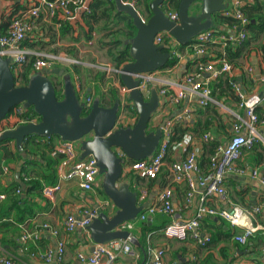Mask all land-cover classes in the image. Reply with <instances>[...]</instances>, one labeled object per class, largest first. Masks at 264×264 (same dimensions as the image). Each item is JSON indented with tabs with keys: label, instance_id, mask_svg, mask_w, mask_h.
<instances>
[{
	"label": "crops",
	"instance_id": "0c3cea01",
	"mask_svg": "<svg viewBox=\"0 0 264 264\" xmlns=\"http://www.w3.org/2000/svg\"><path fill=\"white\" fill-rule=\"evenodd\" d=\"M36 1L37 0H0V32L7 29V26L3 28L5 24L4 21L7 20L6 15H9L11 12L14 14V11H11V7L19 5L16 11L17 13L20 12L21 9H26L35 4ZM90 1L91 0L88 2ZM122 1L124 3L133 2L138 13L145 17L142 13L144 11L142 5L143 0H139L140 4L137 6L136 0ZM262 1L264 2V0H260V4ZM196 7L197 5L193 6L190 9V13H194ZM260 13L264 15V9H262ZM83 14L84 10L81 9L74 12V19L68 21L73 27V31L66 34H62L60 31L61 24L58 23L60 17L52 19L42 15L37 20V24L31 36L25 40L28 42L27 44L29 46H27V48L25 47V41L23 42V46L29 51L34 52L65 54L81 63L77 65H56L42 73L47 75L57 86L60 83L62 84L63 79L69 78L83 104L86 98H91L92 102L98 100L102 107H111L116 100H119L120 107L118 116L120 117V124L126 127L131 126L135 123L137 117L128 115L124 110L128 102V94L122 92L121 88L123 85L119 76L107 73L95 67L113 66L106 57L104 50H100L97 45V40L102 37L104 33L93 31L92 39L86 41L81 34L82 28H84L82 20ZM212 22V29H218L220 32L226 34L236 32L229 26L217 25L214 17H212ZM95 28L98 29L97 26H95ZM247 38L248 43L239 50L241 51L240 56L233 58L230 63L232 72L229 75H222L215 83L211 84L213 86H220L224 89V85H221V83L225 81L226 78H232L236 84L237 90L242 94L244 99H248L253 95L260 96L264 94V52L262 50V48H264V39L261 34H257L255 40H250V33H247ZM163 42L172 47L171 51L176 50L179 58L177 64L170 72L169 70L166 71V69L153 72L161 79L175 80L180 77L182 78L185 74L193 72L195 64L202 59H204L203 62H207V60L216 59V57L217 59L225 58V50L221 48L217 42L209 47L208 53L211 56L210 58L196 56L190 46L182 48L181 45L176 42L174 43L171 39H164ZM234 46L237 45H233V47ZM219 54H222L223 57L218 58ZM91 64L94 68L90 67ZM150 89H153V87L151 86L149 90ZM215 92L216 96L213 97L217 103L211 106L215 110L213 113H208L204 111L203 108L197 106L195 98H186L184 102L179 105H170L165 99L160 97L164 105L158 108V112L151 122L153 127H157L164 118H168V120H177V118L180 117V120L175 124L181 123L184 128L188 129L187 133L191 134L192 143L188 147V150H193L196 153L198 165L202 162V156H207L202 146L201 134L203 133H201V129L207 126L208 132L213 135L214 139L219 140L220 144L225 145L232 135V121L234 120V115L238 114L240 117L244 118V110L239 107V101L237 102L236 100L237 95L234 89L220 94V88L217 87ZM218 95H220L219 99L216 98ZM257 108H259L257 113L260 116V120H264V104L259 105ZM202 111H204V113H202ZM220 123L224 125L223 131H220ZM14 124V120L11 121V119L6 118L0 122V130L2 127H4V131L12 129L14 128ZM193 129H196V131L192 132ZM258 131L263 139L259 143H262L264 146V127L258 126ZM54 141L57 142L59 139L55 138ZM6 146L11 152H15L16 147L14 142H9ZM259 154H262L264 157L262 148L256 146L252 151L244 153L239 160V165L245 168L247 172L258 169L259 173H263L264 175V167H261L262 162L259 160ZM184 156L185 152L182 150L169 152L161 172L157 179L153 181L139 179L135 175L129 174L125 167H123V178L121 181L127 183L129 189L136 193L137 204L141 191L145 190L147 192V196L142 203L149 202L148 205H152L158 201L160 191L166 187H170L172 190L171 203L176 212V217L181 220L190 219L193 217L199 205L198 199L200 189L195 193L190 206L185 208L184 198L188 191L187 183L185 181L173 183L169 173V164L173 161L178 162L182 160ZM23 157L29 158L30 160L32 159L33 161L37 160L36 156L26 153ZM18 163L19 162L14 163L11 161L5 163L4 159L0 158V187L6 186L12 180L14 181L15 169ZM22 166H24V163ZM199 166L200 171L204 173L207 169V164L204 163ZM30 170L35 174H42L44 172V169L40 166H33ZM22 175L24 174H21L20 171V177ZM196 178L197 175L192 173L191 179L195 182ZM101 184L102 178L98 176L94 189L86 192L80 189L77 181L64 182L60 192L57 193L52 202L46 201L39 196L28 197V201L34 204L35 214L32 218L27 219L20 228L23 229V231H31L36 226L47 224L50 229L57 231L58 234L53 235L50 231H45L41 233L40 239L37 240V242L28 241L22 243L19 239L16 241L18 246L14 248L13 251H8L6 247L0 246V256L11 258L14 264H47L43 261H38V259H33V255H35L33 252L37 254L45 252L48 249L55 250L58 241L62 240L65 243V253L63 261L59 264H80L76 259V254L78 252L90 253L95 244L91 241L89 232L85 229L75 231L72 234H66L63 226L64 219L67 214H73L81 218L85 209L96 207L101 202L106 203V207L102 212L112 217L116 209L104 195ZM225 188L227 191L225 199L222 200L214 196L209 201V205L219 208H229L232 205H240L243 208L249 209L251 206L259 204L264 200V187L257 179H253L249 175L229 176L225 182ZM21 197H24V194H22ZM257 220L259 223L264 224V212L257 217ZM169 221L170 219L163 215H155L149 218L146 222L159 229L158 231L146 233L144 237L145 245L140 242V239L143 238L141 225L145 222L137 221V224L130 233L141 245L143 251L131 244L132 252L128 254L120 253L114 264H147L150 259L145 250L147 243L160 246L165 250L164 264H200L207 254L204 249L200 248L191 240L180 242L167 240L163 237V225L167 224ZM231 228L234 232H239V230L233 227ZM202 229L201 233L207 235V229L204 224L202 225ZM259 237L263 240L262 243L258 242ZM233 242V240L230 242H222L210 251L213 255L212 261L215 264L224 263L222 254L220 253V249L222 248L225 249V254L228 256L230 264H264V254L262 251L264 248V231L257 232L246 245L239 244V248H236Z\"/></svg>",
	"mask_w": 264,
	"mask_h": 264
},
{
	"label": "built area",
	"instance_id": "2783aa9c",
	"mask_svg": "<svg viewBox=\"0 0 264 264\" xmlns=\"http://www.w3.org/2000/svg\"><path fill=\"white\" fill-rule=\"evenodd\" d=\"M89 0H37L35 4L26 8L11 20L7 29L0 32V57L10 59V67L15 77L19 69L31 61V74L42 73L51 69L56 65H77L78 61L63 54L53 52H34L24 48L23 42L31 36L37 20L43 15L49 18H55L57 15L63 21H71L74 19L76 10L87 11ZM247 0H230L227 7L220 12L225 17H233L237 21V25L233 27L235 33L226 34L214 31L213 29L197 35L190 48L194 54L199 57L210 58L208 53L209 46L218 43L221 48H225L230 44L238 45L246 38L243 27L248 24V19L244 16L242 8ZM135 7L133 2L127 3ZM165 16L174 22L178 21L176 10L167 9L164 11ZM239 27L237 28V26ZM164 39L176 41L168 33H158L155 37V44L163 43ZM177 43V42H176ZM91 44V43H89ZM172 47L170 48L171 51ZM171 56L179 58L178 52L173 50ZM92 68L93 65L91 64ZM107 73L119 76L121 68L108 66H95ZM174 67V66H173ZM172 67V68H173ZM94 68V67H93ZM169 70V72L172 70ZM232 72L231 64L224 58L209 59L207 62L198 61L195 69L191 73L185 74L182 78L175 80L161 79L156 74L138 73L132 74L133 80L138 82L137 89L139 91H149L152 86L160 97L170 105H179L184 100L195 98L197 106L203 108L206 106L216 105V101L212 96L211 84L222 75H229ZM207 77H204V76ZM155 87V88H154ZM233 88L237 97L240 99L239 107L244 110V118L238 114L234 115L232 121V135L225 145L219 144L212 155L209 156L208 167L204 173L200 171L197 161V155L193 150H188L192 143L191 134H185L182 140L171 146L172 151L182 150L185 156L182 160L173 161L169 164L170 178L173 183L185 181L188 191L184 198V206H190L195 193L200 189L199 205L193 214V217L187 220H181L176 217V212L172 207L171 198L172 190L166 187L160 191L158 201L155 204L148 205L140 212L135 219L123 223L121 230L131 231L137 221L146 222L155 215H163L170 219L167 225L162 229L163 237L167 240H175L184 242L191 240L198 246L203 247L209 242V236L201 233V222L206 217L220 218L227 222L239 232H235L233 241L240 245H246L250 239L259 231H264V224L258 222L257 217L264 212V200L259 204L251 206L249 209L240 205H232L229 208H219L209 205L212 197L216 196L225 199L227 191L225 182L229 176L249 175L264 187V175L259 170H247L239 165V160L245 152L252 151L257 142H261L262 136L258 131V126L264 127V120L255 113V109L264 104V94L262 96L253 95L248 99H244L242 94L237 90L236 84ZM122 92L128 94L129 90L124 86ZM91 98H86L84 108L88 109L91 105ZM120 117L117 119V126L126 127L120 124ZM8 119L15 121L14 127L27 124L37 123L38 117L30 113V109L21 105L13 108ZM180 117L168 120L162 129V137L160 142L150 159L140 161L126 160L123 164L129 174H133L139 179L153 181L156 180L167 156L170 137L175 123ZM126 125V124H125ZM202 142L207 143L214 140L210 132H206L201 137ZM53 156H60L61 161L56 167L57 181L53 185H45L41 190V197L46 201H54L58 192L62 188L64 182L77 181L78 186L83 191H92L96 184V178L99 176L96 161L91 156L80 160L79 144L70 141H57L54 143L51 153ZM117 155L124 157L123 153L118 150ZM264 167V161L261 163ZM6 170V169H5ZM197 175L195 182L191 179V174ZM19 192H17L18 194ZM147 196L145 190L141 191L138 197V205H142ZM4 199V195H0V201ZM142 203V204H141ZM106 207V203L101 202L96 207H91L83 211L82 217H76L73 214H67L64 219V232L72 234L78 230H84L91 224L92 219L97 218L100 212ZM50 231L53 235L58 232L49 228L47 224L36 226L33 230H24L20 238L22 243L28 241L37 242L41 233ZM131 235V233H130ZM149 255L147 264H164L165 250L160 246H154L147 243L145 248ZM264 254V248L262 249ZM132 252V245L127 240H115L107 244H95L93 251L86 254L78 252L76 259L80 264H114L120 253L128 254ZM65 243L60 240L56 244L55 250H46L41 253H33V259L43 261L47 264H59L64 259ZM0 264H14L11 258L0 256ZM261 264V263H256Z\"/></svg>",
	"mask_w": 264,
	"mask_h": 264
},
{
	"label": "water",
	"instance_id": "95a60500",
	"mask_svg": "<svg viewBox=\"0 0 264 264\" xmlns=\"http://www.w3.org/2000/svg\"><path fill=\"white\" fill-rule=\"evenodd\" d=\"M229 1L180 0L177 6L178 21L174 22L165 16L162 9L165 0L150 2L151 15L148 18L140 15L130 4L114 0L117 11L127 15L136 28L133 38L124 41V45L129 47L130 61L122 66L119 75L122 85L129 90L127 100L137 113L135 123L128 127L117 126L119 100L111 107H102L98 100H94L85 109L69 78L63 79L62 84L57 86L43 73L31 75L26 86H17L10 59L0 57V122L8 119L13 108L19 105L32 109L39 117L37 123L21 124L3 131L0 142H14L18 153L24 156L23 142L27 137H55L61 141L77 142L80 160L91 156L96 161L103 193L116 211L112 217L100 212L85 228L94 244L127 240L143 251L129 231L120 229L123 223L135 219L149 204L146 202L138 206L136 193L121 181L123 164L126 160L151 158L168 118H164L154 132H148L149 123L164 102L155 89L139 91L138 82L131 75L161 70L172 59L169 45L164 42L155 44L158 33H168L181 46L189 45L197 35L213 28L212 17L223 11ZM195 5L198 9L190 13ZM118 150L124 157L117 155ZM23 163V160L19 161L14 174V181L21 189L25 188L20 177Z\"/></svg>",
	"mask_w": 264,
	"mask_h": 264
},
{
	"label": "trees",
	"instance_id": "16d2710c",
	"mask_svg": "<svg viewBox=\"0 0 264 264\" xmlns=\"http://www.w3.org/2000/svg\"><path fill=\"white\" fill-rule=\"evenodd\" d=\"M151 1L152 0L142 1V5L144 8V11L142 13L146 18L151 15ZM179 1L180 0H165L162 5V9L164 11L167 9H173L177 11ZM135 2L136 6L140 4L139 0H136ZM246 2L247 3L242 8L244 16L248 19V24L243 27V31L246 33V38L239 44V46L237 45L233 47V45L235 44H230L224 48L225 58L226 60L228 59L227 61L229 63L232 62L233 58L240 56V48L248 43L247 33H250L251 35L250 40H255V37L257 38V34H261L264 39V15L260 13V11L264 9V2L262 1L261 4L260 0H247ZM18 6L19 5L11 7V11H14V14L13 12H11L9 15H6L7 20L4 21L5 24L3 25V28L8 26L11 20L15 18L19 13L26 10L21 9L20 12L16 13V11L18 10ZM87 6L88 10L84 11L82 17L84 28H82L81 34L83 35L84 39L86 41L92 39L93 31H98L99 33L103 32L104 34L102 35V37L97 40L98 48L100 50H104L106 57L115 68H119L120 66L128 63L130 61L129 47L127 45H124V41L131 40L136 33V28L134 27L131 19L124 13L117 11L114 0H91L87 3ZM196 9H198V6L196 7ZM55 18H59V16L57 15ZM214 20L217 25H226L231 28L237 25V21L233 17H225L223 15H220V13L214 15ZM58 23L61 24L60 31L62 34H66L69 32L71 33L73 31V27L67 21L59 19ZM95 26H97L98 29L95 28ZM238 27L239 25L237 26V28ZM213 30L218 32L219 34L222 33L218 29L214 28ZM25 42L26 43H24V45L27 48V46L29 45L27 44V41ZM192 42H190V44H192ZM186 46L181 47L183 48ZM262 50L264 52V48H262ZM219 57H223L222 54H219L218 58ZM32 60L33 59L30 57V61L19 69L18 74L15 77V84L17 86H26L28 84L29 78L32 75ZM177 61V58L172 56V59L166 62L163 69L172 68L177 64ZM199 61L203 62L204 59ZM213 83H215V81ZM234 83L235 82L232 78H226V80L221 83V85H224V89L220 86L211 85L212 96H216L215 90L217 87L220 88V94L229 90L232 91V89H234ZM57 96L61 97V94L57 93ZM216 98L219 99L220 95H218ZM236 100L237 102L240 101V99L237 97ZM124 110L128 115H134L137 117L135 108L130 101L127 102ZM203 110L207 111L208 113L215 112L214 108L211 106L203 107ZM258 110L259 108H256L255 113L260 118L259 114L257 113ZM204 111H202V113H204ZM30 113H33L34 116H37V114H35L32 109H30ZM151 122L148 125V132H154L157 128L153 127L151 125ZM207 129V126L204 127L203 129H201V133L204 134L208 132ZM3 131L4 127L1 128L0 132L2 133ZM194 131H196V129L192 130V132ZM187 132L188 129L184 128L181 123L175 124L173 126L167 155L169 152H173L171 150V146L174 143L180 142L183 136L185 134H188ZM54 139L55 137L43 138L32 135L24 140V152L26 154L36 156L37 160L34 161L32 159L30 160L29 158L21 156L17 150H15V152H11L6 146L7 143L11 142L10 140H4L0 142V158L4 159L5 163H8L9 161L14 163H17L20 160L24 161V166H22L21 170V174L24 175L21 176V181L25 184V188L21 189L20 185L13 180L6 186L0 187V195H4V199L0 201V246L6 247L8 251H13L14 248H17L18 245L16 241L19 240L23 234V229H21L20 226H22V224L27 219L32 218L35 214L34 204L31 201H28V197H41V190L43 186L53 185L57 181L56 167L61 161V157L58 155L53 156L51 154L55 143ZM219 144V140L216 139L211 142L202 143L204 153H206L207 156H202V162H200L199 165L206 163L208 167L209 156L212 155ZM256 146L261 147L264 151V146L262 145V143L257 142L254 148ZM259 160L260 162L264 161V157L262 154H259ZM33 166H40L44 169V172L42 174L33 173L30 170V168ZM17 192L19 193L17 194ZM22 194H24V197H21ZM203 224L207 229L206 234L209 236V242L203 247L199 246L207 253L200 264H215L212 261L213 255L210 251L222 242L232 241L235 232L229 226V224H227L220 218L214 219L206 217L205 219H203L200 226L201 232L203 230ZM165 225H163V228L165 227ZM141 229L143 238L140 239V242L145 245L144 237L146 236V233L158 231L159 228H156L152 224H148L147 222H145L141 225ZM258 242L262 243L263 240L259 237ZM233 244L236 248H239V244H237L236 242H233ZM220 253L222 254V258L224 260L223 264H230V262L228 261V256L225 254V249H220Z\"/></svg>",
	"mask_w": 264,
	"mask_h": 264
},
{
	"label": "rangeland",
	"instance_id": "374dc122",
	"mask_svg": "<svg viewBox=\"0 0 264 264\" xmlns=\"http://www.w3.org/2000/svg\"><path fill=\"white\" fill-rule=\"evenodd\" d=\"M53 76H54V75H53ZM55 83H56V81H55ZM21 106H22V105H21ZM223 126H224V125L220 123V131H223V130H224V129H223Z\"/></svg>",
	"mask_w": 264,
	"mask_h": 264
}]
</instances>
